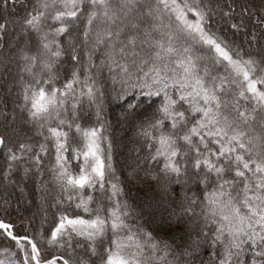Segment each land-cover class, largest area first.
I'll return each mask as SVG.
<instances>
[{
  "label": "snow or ice",
  "instance_id": "6c2138e0",
  "mask_svg": "<svg viewBox=\"0 0 264 264\" xmlns=\"http://www.w3.org/2000/svg\"><path fill=\"white\" fill-rule=\"evenodd\" d=\"M8 6L0 0V10ZM254 11L264 28V7ZM214 15L209 0H31L18 20L4 16L0 42L10 23L18 36L35 37L9 49L17 106L43 140L9 146L0 136V146L8 169L27 157L41 175L42 154L54 151L49 171L58 211L47 232L21 233L0 218V238L8 242L0 245V264H190L202 247L211 264H246L248 253L251 264H264V51L253 55L213 31ZM69 52L73 67L62 78L56 69ZM105 68L116 99L135 92L159 101L139 129L155 163L146 175L162 193L173 182L184 188L186 244L146 229L135 219L142 213L106 179L111 143L97 81ZM85 103L95 108L91 126L81 123ZM97 189L104 200H96Z\"/></svg>",
  "mask_w": 264,
  "mask_h": 264
},
{
  "label": "trees",
  "instance_id": "16d2710c",
  "mask_svg": "<svg viewBox=\"0 0 264 264\" xmlns=\"http://www.w3.org/2000/svg\"><path fill=\"white\" fill-rule=\"evenodd\" d=\"M212 4V2H210ZM232 11L225 7L221 8L223 13H231L233 19H236L238 13H241L242 9L245 11L249 10V13L245 15L243 20H239L242 25H244V29H248L253 26L255 23L257 28H262L257 25L255 20L256 16H254V9H260L264 7V0H233L232 1ZM222 4H224L222 2ZM31 6V0H16V3L13 4L12 0H9V6L7 12H3L0 10V22H3L4 16H7L8 19L18 20L25 14L26 7ZM258 13V12H257ZM231 22L227 25V23L221 24L215 20V15L212 17V30L218 32L221 36H223L226 40H228L233 45H239V47L243 48L245 51H251L253 55L257 53H261L264 51V35L259 31L257 32L258 38L253 39V43L249 44L248 42L242 41L240 38V34L243 33V30L240 31V28H233ZM76 36H79L78 30L74 27ZM13 29H8L5 33L2 43L3 47H0V136H4L6 142L9 146L16 145L20 142L27 140L32 143L34 146H38L40 142H42L43 137L39 136L36 132H33L30 128H27L24 125H20L18 131H11L6 128V118L7 111L11 109V100L19 101L18 98V90L17 94H14V91L8 93L7 95H1V90L6 87L8 84H12L14 75H9L10 72L8 69L11 67L10 64L5 63V56L8 53L11 54V50L9 49V39L11 37ZM245 37V36H244ZM28 39L35 43L34 36H28ZM20 43L24 42L23 38L20 36L18 39ZM28 41V40H27ZM79 39H77V43H79ZM258 45V51L253 48L252 45ZM82 57V52H81ZM96 61V57L94 58ZM5 63V64H4ZM2 65H7V71H3ZM73 67V62L71 60L70 52L62 59L59 67L56 69L58 74L63 78L66 74H69ZM3 71L4 75L1 77V72ZM92 71L95 73L96 70ZM16 75V74H15ZM13 81V82H14ZM97 81L100 84L101 91L108 96L111 93V97L114 98L115 101H111V97L107 98L105 95L102 96V101L105 102L106 108V117L101 116L102 121L105 123V135L109 138L111 143V165H112V173L106 177V179L112 180V182L116 183L119 188L123 190V194L121 196L122 200H126L128 204L131 206L133 210L137 213H142V216H137L135 219L140 220L143 226L153 231L154 235L163 238V239H173L177 245H182L187 243V228H188V218L181 217L180 213V198L182 196V192L184 188L177 183H172L170 185L169 192L167 194L162 193L158 190L157 185L153 182L146 172L151 169L155 170V163L150 161L149 156V147L146 138L140 133V124L142 121L150 116L156 105L159 101L155 97H146L142 94H137L135 92H129L127 96L124 97L123 100H117L112 90L109 89V83L107 80V72L105 70H100L99 75L97 76ZM4 99L5 103L1 102ZM133 99L132 103V111L136 112L135 115V123L137 131H139L140 143L137 146V150L141 155H144L146 160L144 164L138 165V163H134V165H126L125 159L130 157L126 154H121L116 150V145H125L127 147L130 143V139L127 137L122 140L119 139L118 142L115 139L113 131H118L119 129L116 127V123L112 121V115L114 113L125 111L119 106H123L126 100ZM93 107H89L87 103H85L81 110V123L85 126H91L96 121V116L92 114ZM127 112H125V117H127ZM19 118L26 119V113L23 111L19 113ZM125 136V135H123ZM135 141V142H136ZM120 142V144H119ZM107 147V145H105ZM35 150V148H34ZM120 156V157H119ZM123 160H122V158ZM54 158V151L50 148L49 154L44 156L42 154V164L41 172H38L36 168L33 166L30 159L27 157L22 162H17L14 164L12 169H8V161L5 154V149L0 146V218H6L11 220L16 225V230L18 232L28 231H39L41 228L45 232L49 231L50 227H54V219L55 214L58 209L54 208L53 202L54 197L56 195V189L51 182V172L49 171L51 162ZM73 170H78L77 162L75 160L72 161ZM25 168L29 170L25 172ZM24 169V173H27L28 179L25 182H22L21 179V171ZM7 172V179H13L16 185H22L24 190L26 191L30 204L36 206V202L38 203L40 196L45 199V205L43 207L42 213H37L33 210L32 207L26 210L25 207H21V203H18L17 192L13 187L7 186L5 184V173ZM37 172L38 177L35 179L33 175ZM183 179V178H181ZM39 183L45 186V190L41 191L39 188ZM107 188V185H106ZM191 191H199L196 187H190ZM94 196L97 201L104 200V193H101L99 189L94 191ZM87 195V192L85 193ZM19 197V196H18ZM14 199L13 205H7L11 199ZM33 206V207H34ZM22 208L25 212L24 215H21L17 211V209ZM95 207V204H93ZM63 210V209H60ZM70 211H74L75 214H81V210L74 209V206L69 209ZM45 221L43 226H40V221ZM7 240L0 238V245L7 244ZM51 253L54 255H59L60 252L57 249H50ZM201 258L204 260L203 264H208L206 261L211 264L209 257V250L206 247H202L201 251L196 254L194 257H189L188 260L190 264H195L198 259ZM246 264H251L252 254L248 253L244 257ZM260 260V257L256 258Z\"/></svg>",
  "mask_w": 264,
  "mask_h": 264
},
{
  "label": "rangeland",
  "instance_id": "374dc122",
  "mask_svg": "<svg viewBox=\"0 0 264 264\" xmlns=\"http://www.w3.org/2000/svg\"><path fill=\"white\" fill-rule=\"evenodd\" d=\"M232 1L233 0H209V2H212V6L213 8L215 9V20L218 21V23H221V24H224V23H227L230 24L231 22H233L234 24L237 25V27L240 28V31L243 30V33L240 34V38L242 39V41H244L245 43L248 42L249 44H252L253 43V40H252V34H253V31H255V37L258 36L257 32H263L262 35H264V28H257L255 23H253V26H251L250 28L248 29H244V25H242V23L239 22V20H243L245 15L249 13V10L248 11H245L244 9H242L241 13H238L236 19H233V17L231 16V13H234L232 11ZM222 2L224 4H222ZM225 5L228 7V9L231 11V13H229L230 15L228 16H225L224 13L221 11V8L225 7ZM258 13H254V16H257ZM9 21H16L14 19H9ZM9 29H13L12 31V35L9 39V44H14L15 46H19V44H22V43H25L28 39V37H25V36H22L21 37L23 38L24 42L20 43L18 41V39L20 38V36H18V25H14L12 23L9 24ZM74 35L75 34V30L73 31ZM245 36V37H244ZM258 38V37H257ZM255 38V39H257ZM254 39V40H255ZM17 41L19 43H17ZM253 48L255 50L258 51V45L257 44H253L252 45ZM8 57H10V59H8L7 61H5L6 64H10V68L8 69V71L10 72L9 75H14V78H16L15 80L18 79V75H17V62L15 61L14 58H11V54L8 53L7 54ZM5 59V58H4ZM97 64L100 63V60H99V57H96V61H95ZM4 63V64H5ZM2 69L3 71H7V65H2ZM93 70H96L95 68H93ZM107 72V80H108V83H109V89L110 91L112 90V81L111 79L109 78V74H108V71L107 69H103ZM3 71L1 72V77H3L4 73ZM16 74V75H15ZM14 81V80H13ZM12 81V84H8L6 85V87H4L2 90H1V95L3 96L4 94H8L12 91H14V94H17V85ZM105 97H111V93L108 94V96L106 94H104ZM2 96H1V102L4 104L5 101L4 99H2ZM102 97H100L99 99V103L101 104V107H102V112H101V116L103 115V117H106L105 114H106V108H105V102L102 101ZM111 101H115L113 97H111ZM119 101V99H117ZM11 109H9L7 111V118H6V128L11 130V131H18L19 129V126L22 124L24 126H26L27 128H30L33 132H36V129L35 127L28 123L27 121V118L26 119H21L19 118V113L22 112V110L17 106L19 104L18 101H14V99L12 98L11 100ZM133 103V99H129V100H126L125 101V104L123 106H119V108L125 110V111H120L118 113H114L112 115V121L114 123H116V127L119 129L118 131H113V134L115 136V139L118 140L122 138L125 139V138H129L130 139V143L127 147H125V145H121L120 142L119 144L120 145H116V150L119 151L121 154H126L127 156L129 155L130 157H128L127 159H125V164L126 165H134V163H138V165H142L144 164L146 158L144 155H141L138 150H137V146L138 144L140 143V138L139 136L137 137V135L139 134V131H137V128H136V125H134L135 123V115H136V112L132 111L131 108H129V104L132 105ZM125 112H127V117H125ZM92 114L94 116L95 115V108L93 107V110H92ZM125 135V136H123ZM138 140V142L136 141ZM136 141V142H135ZM120 157V156H119ZM122 158V157H121ZM123 160V158H122ZM21 179H22V182H25L27 179H28V176H27V173L25 174L24 173V169H22L21 171ZM33 177L35 179H37L38 177V174L37 172L33 175ZM5 184L7 186H10V187H13L15 189V191L17 192V198L16 199L18 201V203H21V207H25L26 210L30 207L33 208V210L37 213H42L43 211V207L45 205V199H43L41 196L39 198V201L38 203L36 202V206H34L33 204H30V201H29V197L26 193V191L24 190L23 186L22 185H16L14 183V180L13 179H6L5 181ZM39 188L41 189V191H44L45 190V186L44 185H41L39 183ZM19 196V197H18ZM14 199L12 198L10 200V202H8L7 205H13L14 204ZM34 206V207H33ZM17 211L19 213H21V215H24L25 212L23 211L22 208H19L17 209ZM40 223V226H43L44 222L45 221H42L41 220L39 221ZM204 260H202L201 258L198 259L197 262H195V264H203ZM208 264L209 262L206 261Z\"/></svg>",
  "mask_w": 264,
  "mask_h": 264
}]
</instances>
